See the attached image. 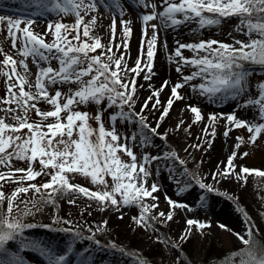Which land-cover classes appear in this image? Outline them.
<instances>
[{"label":"rangeland","instance_id":"rangeland-1","mask_svg":"<svg viewBox=\"0 0 264 264\" xmlns=\"http://www.w3.org/2000/svg\"><path fill=\"white\" fill-rule=\"evenodd\" d=\"M251 10L264 14V0H0V217L19 234L0 264H126L96 239L124 247L139 236L143 253L160 242L148 217L172 241L165 264L189 237L199 263L211 244L248 261L233 200L245 190L264 237V15L248 21ZM171 11L195 23L173 32L180 62L163 83L157 37ZM90 52L106 58L112 93L88 98ZM231 56L259 66L227 84L214 59ZM181 131L169 146L164 136ZM173 157L195 171H174Z\"/></svg>","mask_w":264,"mask_h":264},{"label":"trees","instance_id":"trees-1","mask_svg":"<svg viewBox=\"0 0 264 264\" xmlns=\"http://www.w3.org/2000/svg\"><path fill=\"white\" fill-rule=\"evenodd\" d=\"M256 14L264 15L255 11L247 12L245 19L250 20L252 18H260V16H257ZM85 21V25H86ZM250 31L254 37L257 38V31L255 29H251ZM90 36L91 38H95L97 34L95 33L94 28L90 29ZM74 36H70L69 39L73 40ZM81 39V37H80ZM92 42H94V39L90 42H87L86 44L89 45V47L84 48V50H89L92 48ZM93 50H96L97 48H92ZM90 59L88 60V64H85V68L87 69L88 73L84 72V76H82L81 80L84 82L85 89H88L87 95L88 98L92 96H96L99 94V88H95L97 86H102L105 90V93H112L111 89L114 87L113 81L111 75H109L106 58L103 57V55H97V53L90 52ZM83 57H87V53L83 54ZM221 58L214 59L217 66L213 67L214 74H218L221 76H224L227 79V84L231 83L230 81H233L237 77V73L240 71L241 68L244 67H257L259 65L256 64V61L250 60L249 58H243L239 56H231L229 59L226 60H220ZM92 63V64H90ZM108 67V66H107ZM101 68V69H99ZM92 69V70H91ZM107 70V74H106ZM93 72V73H92ZM108 77V78H107ZM91 87V88H90ZM183 131L178 132L177 134H170L168 136H164L165 141L168 143V145L172 146L174 142L181 141L184 137ZM172 167L174 171L176 172H182V169H189L191 171H195L196 167H194V162L191 164L185 165L182 164L180 161L176 160V158L173 157L171 160ZM186 166V168H185ZM191 171L189 173L191 174ZM64 176V175H63ZM65 177V176H64ZM63 179V178H62ZM187 182L191 183L188 179ZM58 183V182H57ZM126 184L124 185V189L126 190ZM62 188L64 189L65 186L62 183ZM61 186H59L57 189L53 190V193H51V196H59L63 189ZM125 192V191H123ZM57 193H59L57 195ZM259 197L264 203V186H262L259 190ZM44 199H41L43 202ZM234 203L239 208L240 212H242L244 216V220L248 226L249 229V241L246 247V253L249 255L248 261L241 262V256L237 255L238 257L234 256L233 253H228L223 250V248H218L215 245L211 244V246L208 249V252L206 256L204 257V262L199 263L193 254V237H189L183 245L179 249V259L177 264H258L257 260L260 258H264V237L259 233L257 230L254 221L251 218V208L249 204L245 203V190H242V192L239 194V196L233 200ZM150 222L157 228L159 232V238L160 242L156 246H151L147 250H145L143 253H139L137 250V243L139 236L134 237L126 246L118 247L114 245H110L108 243V240L104 235H100L96 242L98 243V246L100 248H103V250L110 249L112 253L119 257V255H124L126 257V264H165V257H164V249L163 244H172V241L169 239L167 235V229L164 225L160 224L156 220L151 219ZM264 219V215H263ZM84 235H81L83 237ZM19 234L16 232V230L6 226L1 217H0V260L6 261L8 260V254L9 249L6 246V241H8L11 238H18ZM111 246V247H110ZM240 259V260H239ZM239 260V261H238Z\"/></svg>","mask_w":264,"mask_h":264},{"label":"bare ground","instance_id":"bare-ground-1","mask_svg":"<svg viewBox=\"0 0 264 264\" xmlns=\"http://www.w3.org/2000/svg\"><path fill=\"white\" fill-rule=\"evenodd\" d=\"M170 17L173 18L172 22L168 24L169 26H167V24H164L163 28H160V32H158V37H157V41H158L157 43L159 45V51H160L159 54L161 59V66L164 70L162 73L164 74L163 83H172L173 78H175V71H173L171 67H174L176 69L177 65L180 62L179 58L174 53L175 46L173 45V36H174L173 32H180L186 29L187 27H193L195 23L193 17H187L185 14L183 17L178 18V17H174L173 12L171 11ZM135 18L137 17L135 16ZM134 40L136 42V38ZM40 78L42 79V77ZM39 81L40 80L38 79V82ZM42 87L43 85L41 86V88ZM30 91L37 92V89L34 83L32 82L30 86ZM187 101H188L187 98L181 101L178 104L179 105L178 109H183V106L187 104ZM228 149H229V143L227 142V140L220 137L219 141L215 143L213 152H216L219 158H222L225 156V154H227ZM164 188H165L164 189L165 194L170 195L172 193V189L169 187V185L166 184ZM214 216L215 218H219V214H217L215 211H214Z\"/></svg>","mask_w":264,"mask_h":264}]
</instances>
